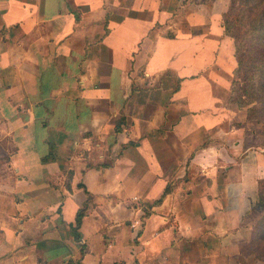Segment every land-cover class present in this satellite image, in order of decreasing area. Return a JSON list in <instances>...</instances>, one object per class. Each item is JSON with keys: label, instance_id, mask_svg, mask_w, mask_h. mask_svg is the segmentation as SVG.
I'll return each mask as SVG.
<instances>
[{"label": "crops", "instance_id": "0c3cea01", "mask_svg": "<svg viewBox=\"0 0 264 264\" xmlns=\"http://www.w3.org/2000/svg\"><path fill=\"white\" fill-rule=\"evenodd\" d=\"M186 1L0 0V264H264L263 132Z\"/></svg>", "mask_w": 264, "mask_h": 264}, {"label": "trees", "instance_id": "16d2710c", "mask_svg": "<svg viewBox=\"0 0 264 264\" xmlns=\"http://www.w3.org/2000/svg\"><path fill=\"white\" fill-rule=\"evenodd\" d=\"M233 2H239V6L234 5L223 15V27L234 41L237 60L230 102L246 109L247 120L264 128V0ZM242 76L244 84L240 81ZM254 208L261 209L263 215L255 225L250 252L264 260V179L260 181ZM80 220L81 216L79 224Z\"/></svg>", "mask_w": 264, "mask_h": 264}, {"label": "rangeland", "instance_id": "374dc122", "mask_svg": "<svg viewBox=\"0 0 264 264\" xmlns=\"http://www.w3.org/2000/svg\"><path fill=\"white\" fill-rule=\"evenodd\" d=\"M194 2L196 3V6H201V5H204V4L208 5V6H210V5L213 6V5H216V3H219V5L222 8V10H224L226 13H227L228 10H230V8H233L234 5L236 7H237V5L239 6V2H238V4H235L233 2V0H194ZM186 3H188V1L184 0V4H186ZM198 8H200V7H198ZM248 49H250V48H248ZM243 78H244V76L241 77L240 81L244 84ZM248 122L254 123V122H251V121H248ZM254 124L258 125L259 129H261L260 131L259 130L257 131V135H259L261 131L263 132V137L262 136L260 137L259 142L260 143L261 142L264 143V128H262L263 126L261 124H258L257 122L254 123ZM258 211H259L258 212V216L259 215L262 216L263 215V211L261 209H258Z\"/></svg>", "mask_w": 264, "mask_h": 264}, {"label": "clouds", "instance_id": "9594fccd", "mask_svg": "<svg viewBox=\"0 0 264 264\" xmlns=\"http://www.w3.org/2000/svg\"><path fill=\"white\" fill-rule=\"evenodd\" d=\"M228 196L230 201L236 206L237 211H243L242 207V190L238 184L229 186Z\"/></svg>", "mask_w": 264, "mask_h": 264}]
</instances>
